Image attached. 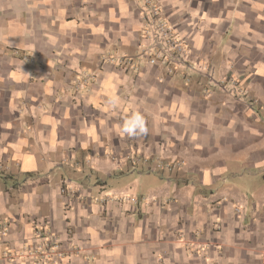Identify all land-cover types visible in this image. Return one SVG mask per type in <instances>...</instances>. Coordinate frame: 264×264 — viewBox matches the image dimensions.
Returning <instances> with one entry per match:
<instances>
[{"label":"crops","instance_id":"1","mask_svg":"<svg viewBox=\"0 0 264 264\" xmlns=\"http://www.w3.org/2000/svg\"><path fill=\"white\" fill-rule=\"evenodd\" d=\"M158 1L190 49L173 74L140 55L141 0H0V264H264V0ZM155 160L183 165L129 180Z\"/></svg>","mask_w":264,"mask_h":264},{"label":"built area","instance_id":"2","mask_svg":"<svg viewBox=\"0 0 264 264\" xmlns=\"http://www.w3.org/2000/svg\"><path fill=\"white\" fill-rule=\"evenodd\" d=\"M141 1V20L147 29L146 33L150 35L149 43L143 50L146 53L147 62L151 65H159L166 72L172 73L176 65L184 64V61L187 59V49L183 45L182 40L174 33L172 24L164 17L160 4L155 0ZM113 61L115 64L125 67V64L131 62V57L117 56L113 58ZM231 81H234V79ZM70 190V187L66 185L60 187L61 193L72 194ZM126 198L132 203L136 204L137 202L134 196H128ZM118 200H124V197ZM36 236L40 239V244L37 248L40 249L43 255L42 258L47 259L51 257L52 253H57V237L47 232L45 233L41 229L36 230ZM156 264H161L160 259H158Z\"/></svg>","mask_w":264,"mask_h":264},{"label":"rangeland","instance_id":"3","mask_svg":"<svg viewBox=\"0 0 264 264\" xmlns=\"http://www.w3.org/2000/svg\"><path fill=\"white\" fill-rule=\"evenodd\" d=\"M155 1H157L159 3L158 0H155ZM251 1L252 0L247 1V3H251ZM236 2H239V0H236ZM246 6L250 8L251 7V4H248ZM249 15H250V17H254L255 18V17H257L259 15V13L257 11H254V12H250ZM261 15L264 17V11L262 12ZM142 25H143V22H142ZM142 29L144 31L143 33L145 35L144 37H145L146 40H145L144 44H142V52H141L140 55H142V56L145 55L146 56V53H144L143 50H144V48H146L147 44L149 43L150 35L148 33H146L147 32V29L144 27V25H143ZM173 30H174V33L177 35V37L182 40L183 45L187 49V53H188L187 54V57H186L187 58L186 61H187L188 60V56L190 55L189 45L187 44V42H186V40L184 38H182L181 36H179L176 33V31L174 29V26H173ZM254 36L255 35H253L251 37L253 38ZM122 56H126V57H129V58L131 57V62L125 64V66H127V65L132 66L133 65V59H132L133 57L132 56H130V55H122ZM113 58H115V57H112L111 60L114 63ZM250 58H251V61H252V64H251V70L252 71L251 72H253L252 76L250 77V80L251 81H264V43L260 44L259 45V48L256 49V50H254V52H252L250 54ZM146 60H147V56H146ZM185 63L184 64H178V65H176L175 66V69L178 66L180 68H182V69H185L186 68V64ZM118 66H123V65H118ZM162 69L164 70V72L166 74H173V72H174L173 71L172 73H168V72L165 71V69L163 67H162ZM197 69L199 70V67H197ZM247 75L248 74L245 73V76H247ZM230 78H232V79H230ZM92 79L93 78H92L91 71L89 69H87V70L86 69H83L78 74H76V76L72 79V81H76V88L81 89V88H85V84H88V82L86 83V81H91ZM221 79H223L224 81H231V80L234 79V77H229V79H225V77H221ZM184 80L185 81H189L190 80V75H189V77H188V75L187 76H184ZM234 81H235V79H234ZM236 81H237V79H236ZM78 83H80V84H78ZM240 94L242 95V98L244 99L243 101L246 103L248 101V96L250 95V93L248 92L247 89L243 88L242 93H240ZM116 159H117V157H116ZM155 161H157V160H155ZM182 165H183V162L182 161H178V162L177 161H173V162H170V161H162V160H159L154 165V168L152 169V171H150L148 169L149 167H147V166H143V168H144L143 169L139 165L138 168L137 167L134 168L135 169L134 172H136L135 175H138L141 178L138 179V176L137 177L132 176L131 178H129V180L131 182L132 181L139 180L136 183H138L140 185L142 183V185L144 186V188H149L151 191H153L152 188H151V186H149V185H153V186L156 185V184H157V186L164 185V183H167L166 179H168V174L171 173V172L176 171V169L180 168ZM121 168H122V170H124L125 169V166L122 165ZM130 168H133V167L130 166ZM235 168H238V166L235 167ZM139 172H140V174H138ZM163 174H164V176H163ZM262 175H263V173L260 172V176L258 175V179L259 178H262L261 177ZM135 178H137V179H135ZM231 180H233L235 184L237 182L239 184H243L242 178H240V179H231L230 178L229 181H231ZM229 181H227V182H229ZM137 194H139L137 191L129 190L127 192V194H124V197H128L129 195H134V197L136 196L135 198L137 199V202L136 203H138L139 201H141L143 203H144V201H146V202H148V201L149 202L156 201V198H154L153 196H151V194L150 195H148V194L147 195H142V197H140Z\"/></svg>","mask_w":264,"mask_h":264},{"label":"clouds","instance_id":"4","mask_svg":"<svg viewBox=\"0 0 264 264\" xmlns=\"http://www.w3.org/2000/svg\"><path fill=\"white\" fill-rule=\"evenodd\" d=\"M123 131L129 135L137 134V131L143 133L146 129L143 126V120L141 117L136 116L134 117L133 121H130L125 124Z\"/></svg>","mask_w":264,"mask_h":264}]
</instances>
